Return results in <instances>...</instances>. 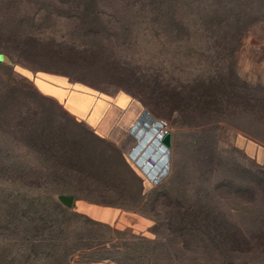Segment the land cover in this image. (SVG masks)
<instances>
[{
  "label": "rangeland",
  "instance_id": "obj_1",
  "mask_svg": "<svg viewBox=\"0 0 264 264\" xmlns=\"http://www.w3.org/2000/svg\"><path fill=\"white\" fill-rule=\"evenodd\" d=\"M219 19L225 41L214 31ZM237 25L236 73L264 94V0H0V253L8 264H115L87 262L103 249L82 245L105 240L121 264H264V120L200 129L140 96L148 75L181 88L217 74L214 42H237ZM40 131L80 152L71 174L37 154L30 138ZM156 184L170 187L172 200L208 205L226 245L203 234L182 245L168 209L144 205L143 226L130 210L101 204L121 203L122 188L149 195ZM62 194L73 197L70 207ZM51 198L71 210L56 250L55 225L34 230L40 210L55 218ZM102 207L124 215L114 220ZM38 236L43 242H29ZM146 239L161 244L142 263ZM74 240L81 249L71 254Z\"/></svg>",
  "mask_w": 264,
  "mask_h": 264
},
{
  "label": "trees",
  "instance_id": "obj_2",
  "mask_svg": "<svg viewBox=\"0 0 264 264\" xmlns=\"http://www.w3.org/2000/svg\"><path fill=\"white\" fill-rule=\"evenodd\" d=\"M221 26L223 25L220 21V25L214 28L217 35L220 34V31H223L221 30ZM241 28L242 27L239 29V25H237V28L234 30L235 35L233 36L237 38V42H214V44L220 48L217 54L220 55V59L223 61L222 68L217 71V74L205 79L193 80L190 84H187L186 87L181 85V88L169 86L168 82H162L156 76L148 75L144 79L146 90L142 91L140 96L147 105L153 106V108L163 106L170 112L176 111L181 124L199 127L200 129H209L212 126L225 123H230L232 127L239 129L235 124L230 122L231 119H235L236 117L251 116L254 117L255 120H264V94L261 91H255L254 87L249 85L247 81L240 79L235 70L233 57L242 44L240 40L238 42V39L241 37L240 31L244 29ZM222 33L219 37L225 41L227 34H225L224 31ZM63 116L71 120L68 116L64 114ZM33 130L34 129L28 130V132L34 134ZM30 139L32 140L31 142L36 143L38 149L37 154L46 164L52 165L55 169L54 172L71 174L72 170L77 166L80 152L77 148L68 146L62 142L59 135L40 131L39 134H36V137L31 136ZM212 160L213 159H209L210 162ZM0 169L4 171L7 169V166H5V168L0 166ZM209 172H212V168ZM110 178L111 177H109V179ZM221 182L225 183L226 180H221ZM116 188L119 190V186H110L111 191H116ZM172 191L170 187H162L161 184H156L149 195L143 192L142 188H137L133 191L128 188H122L121 191L118 192V195L125 196L121 203L101 201V204L116 208H126L130 210V212L139 213L143 216H145V212L143 211L146 209L144 205L149 206L146 210L151 211L153 214H155L154 212H156L157 209H168L171 211V214L176 216L174 222L168 224L174 229V233L175 231L179 233V240L182 245L185 244L187 237L203 234L210 242L219 240L218 238H220L221 245L225 246V230L224 228H216L215 225L209 221L208 217L210 210L208 205L204 203L197 204L195 201H187L184 199L182 201L172 200ZM50 204V207L54 211L55 218H52V214L47 212V210H40L38 213V220L34 225L35 227H33L36 233L39 234L43 233L47 226L50 227L51 225H55L54 232L56 237L54 238L51 248L56 250L60 244L63 232L62 228L59 226L68 219L71 210L52 198ZM166 214L170 215L169 212ZM151 220L154 225L157 224L155 218H151ZM35 241L43 242V239H40V236H38V240H30L29 242L35 243ZM75 242V240L72 242V248L69 252L71 254L81 249L76 246ZM107 242L108 241L105 240L96 245L88 242L84 243L82 246L85 250L98 247L103 249V252L95 257L92 256L94 254L90 252V254L87 255L90 261L87 262L108 259L115 264H121L122 260L119 253L117 251H113L112 253L109 252L106 248ZM146 242L150 244L149 247L151 248V252H139L137 257H139L142 263L150 261V256H153V251L159 246L157 244H161V242L158 243L156 239H146ZM217 242L219 243V241ZM115 246L118 248H129L128 245L116 244ZM142 246H144L145 249L148 248L145 245ZM33 248L35 247H32V249ZM162 253L163 252L160 251L157 255L163 257V255H161ZM154 256L156 257V255ZM0 264H8L6 262V257L1 253Z\"/></svg>",
  "mask_w": 264,
  "mask_h": 264
},
{
  "label": "crops",
  "instance_id": "obj_3",
  "mask_svg": "<svg viewBox=\"0 0 264 264\" xmlns=\"http://www.w3.org/2000/svg\"><path fill=\"white\" fill-rule=\"evenodd\" d=\"M163 147V146H162ZM110 210V211H109ZM101 211L104 212L106 214V216H111L114 218H117L118 220L120 219V217H122L124 215V212L122 211L121 213H118V210L116 211V208H101ZM108 212V213H107ZM127 213V212H126ZM130 213V215L132 217H134L132 220H134L133 222H135V224H137V221L141 220V223L144 226V223L148 224V218L146 216H143L139 213H134V212H128ZM133 224V223H132ZM132 224L130 225L132 227ZM146 224V225H147ZM138 226V225H137Z\"/></svg>",
  "mask_w": 264,
  "mask_h": 264
},
{
  "label": "water",
  "instance_id": "obj_4",
  "mask_svg": "<svg viewBox=\"0 0 264 264\" xmlns=\"http://www.w3.org/2000/svg\"><path fill=\"white\" fill-rule=\"evenodd\" d=\"M0 60L5 61L6 57L0 55ZM171 142V135L170 133H166L164 136L160 138V143L163 144L165 147H169ZM58 199L67 207H70L72 204L73 197L71 195H59Z\"/></svg>",
  "mask_w": 264,
  "mask_h": 264
},
{
  "label": "built area",
  "instance_id": "obj_5",
  "mask_svg": "<svg viewBox=\"0 0 264 264\" xmlns=\"http://www.w3.org/2000/svg\"><path fill=\"white\" fill-rule=\"evenodd\" d=\"M166 133H167L166 130H162V131H160V132H159V137L164 136Z\"/></svg>",
  "mask_w": 264,
  "mask_h": 264
}]
</instances>
